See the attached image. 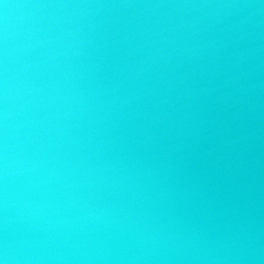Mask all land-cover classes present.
Here are the masks:
<instances>
[{"label": "water", "instance_id": "95a60500", "mask_svg": "<svg viewBox=\"0 0 264 264\" xmlns=\"http://www.w3.org/2000/svg\"><path fill=\"white\" fill-rule=\"evenodd\" d=\"M0 264H264V0H0Z\"/></svg>", "mask_w": 264, "mask_h": 264}]
</instances>
